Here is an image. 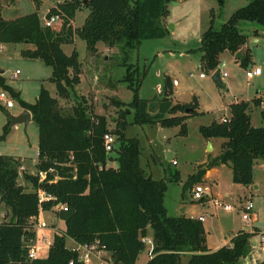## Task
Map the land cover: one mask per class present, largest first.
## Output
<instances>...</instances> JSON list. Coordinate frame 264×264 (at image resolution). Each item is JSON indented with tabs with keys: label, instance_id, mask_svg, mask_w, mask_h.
<instances>
[{
	"label": "trees",
	"instance_id": "1",
	"mask_svg": "<svg viewBox=\"0 0 264 264\" xmlns=\"http://www.w3.org/2000/svg\"><path fill=\"white\" fill-rule=\"evenodd\" d=\"M36 7L40 0H34ZM172 0H63L50 6L46 17L59 16L58 28L44 27L36 11L15 18L0 16V43H29L20 54L39 59L51 68L50 81L57 97L41 85L34 102H26L19 92L7 85L0 75V87L9 91L21 106L28 110L38 128L36 172H22L31 190L17 182L21 162L11 155L0 154V204L6 208L0 221V264H27V251L35 240L34 218L40 210H53L64 222L63 231H55L44 257L29 264H84L77 252L66 246V238L77 244L98 240L110 253L112 264H136L144 249L142 238L151 231L152 249L145 264H179L182 255L186 264H235L250 252L249 239L254 231L239 229L223 245L210 251L206 244L202 221L185 215L171 216L164 206L166 181L147 174L140 164L141 148L136 137H127L128 124H151L162 127L179 126V134H187L186 120L203 112L195 96L189 102L174 101L166 78L156 107L151 110L147 99L138 95L142 74L127 68L123 80L132 91L130 102L117 98L111 101L119 109L115 125L109 127L104 114L87 106L86 96L78 95L75 86L80 82L81 63L76 49L66 54L62 44L72 43L75 37L85 41L89 53L97 52L101 41L108 47L122 42L121 50L131 49L143 39L162 38L167 29L162 19L168 14ZM222 4L224 0H217ZM88 9L83 23L73 24L75 13ZM241 20L256 22L264 30V0H248L236 8L216 28L213 18L201 33L200 67L213 71L219 55L229 51L242 65L252 64L246 34L239 28ZM75 98L69 113H63L59 98ZM255 106L264 97L252 98ZM250 102L240 99L229 104V117L200 125L205 139L222 138L218 155L188 177L186 184L201 181L207 169L220 164L231 168V180L249 186L252 183L254 161L264 158V124L251 123ZM264 105V104H263ZM125 106L124 109H121ZM1 107V106H0ZM132 112V120L126 114ZM264 122V106L261 110ZM10 120L3 125L0 140L9 130ZM112 133L118 142L117 166L107 165L111 156L104 151L103 135ZM40 172L45 175L42 178ZM171 180H177V172ZM47 195L39 198V192ZM202 197L200 200H203ZM264 264V260L254 263Z\"/></svg>",
	"mask_w": 264,
	"mask_h": 264
},
{
	"label": "rangeland",
	"instance_id": "2",
	"mask_svg": "<svg viewBox=\"0 0 264 264\" xmlns=\"http://www.w3.org/2000/svg\"><path fill=\"white\" fill-rule=\"evenodd\" d=\"M60 1L63 0H40L39 6L36 7L34 0H0V16L8 18L33 11L41 14L46 8ZM224 1L222 4H219L217 0H187L182 3L170 1L168 8L172 16L179 22L175 26L170 22L164 37L143 39L136 47L128 50H121V42L113 46L110 51H104L108 46L99 41L97 43L98 53L91 54L86 48L85 41L79 37L73 43H64L61 46L66 54H70L73 49H76L84 73H82L81 81L76 85L75 92L78 95L79 93L85 94L87 106L95 113L104 114L107 117L110 129L114 127L120 109L112 103L111 99L117 98L126 103L132 99V91L127 87V82L123 80L128 67L135 69L138 75H143L138 95L147 99L151 110L156 107L157 100L161 96L166 75L175 79L179 84L177 87L175 86L180 91L179 100L190 101L193 96L196 97L198 109L203 113L192 117L186 123V135L178 133L179 126L162 127L134 123L126 126L125 135L136 137L139 140L140 164L144 171L153 178L165 179L167 187L163 203L167 214L171 216L204 214L205 220L202 221V224L205 228L206 243L211 249L221 246L225 241L228 242L232 234L242 227H246V230H253L254 234L249 239V254L240 258L235 264H254L264 260V244L260 241V235L264 233V158L254 161L252 183L248 187L232 182L231 169L227 165L213 166L206 180L192 185L186 184L188 177L203 166L200 163L211 160L220 150L217 143L221 141V138H216L214 148L211 149L199 132V126L209 124L214 118L221 116L225 111L222 110L223 106L234 96L249 100L257 91L264 94V38H261L260 42L254 46L253 62L247 66H242L236 58L230 57L229 53L219 55L217 68L226 72L222 79L226 85L225 89L219 88L213 81L212 70L205 71L196 66L198 57L201 55L197 52L199 50H194L190 55L182 51L183 42L188 46L198 44L196 40L201 34V29L204 28L201 27V24L204 26V23L212 17L215 27L219 28L220 24L226 20V16L232 12V8H235L236 2L243 0ZM245 1L247 4L248 0ZM194 10H196V17L199 18L198 23L191 13ZM87 13L88 9L86 8L78 10L73 18V24L81 25ZM243 23H253L257 28L262 29V26L256 22L241 20L238 23V28L244 33L249 32V29ZM23 46L24 43H0V70H2L0 75L4 78L5 83L18 91L19 97L26 102L35 101L40 83L49 90L51 96L57 97L55 86L50 81L51 68L39 59L23 57L20 54V49ZM222 61L224 64H221ZM250 66H259L262 73L251 79L247 78L246 70ZM16 70L18 73L14 78L12 76ZM95 72L98 76L96 92H94L97 98H94V95L89 92L88 85L93 81ZM201 72L204 73V77L199 76ZM159 87L160 90H157ZM0 92H3L13 103L10 108L3 107V103H0V119L3 118L7 122L9 115H18L24 109L19 101L10 95L9 91L0 87ZM58 100L65 114L71 111V106L75 103L73 96L69 99L59 98ZM124 108L125 106H122L121 109ZM262 109L254 104H252V108L250 107L248 112L252 125L264 124L261 117ZM126 119L132 120L131 111L126 114ZM17 125L18 130L13 131L12 125L9 124V130L0 140V153L13 150L11 147H15V145L8 141L10 139L17 140L18 136L22 135L20 141L15 142L17 144L15 153L32 158L35 156L33 141L37 142L38 138L37 124L32 120L26 125ZM2 133L3 127L0 131V134ZM27 140L31 145L27 144ZM7 142L8 144L5 145ZM117 147L118 142L116 141L114 149L108 153L111 159L107 161V165L117 166L115 160ZM26 164L30 167V160ZM175 172H177V180H171ZM196 185L205 188L203 197H208V200H195L191 197L192 189ZM24 187L31 189V184L25 181ZM210 195L217 198L219 204L214 203L213 199L209 200ZM248 199L253 203L252 210L255 218L253 221L249 220L245 223L241 218L239 206ZM226 203L232 206L230 210L223 208ZM205 204L208 205L207 210L203 209ZM0 208V221H2L7 210H4L6 208L3 204H0ZM43 218L44 224L47 225L52 221L53 213L45 212ZM52 226L55 227V231L60 230L56 224ZM52 232L51 230L46 232L48 240H51ZM38 235L43 236L44 234ZM144 237L151 238L148 234ZM66 245L71 247L75 244L67 237ZM149 247V244L145 243L144 249L138 256V264H142V261L147 257ZM186 261L187 256L182 255L179 264H186ZM107 262L112 264L111 260Z\"/></svg>",
	"mask_w": 264,
	"mask_h": 264
},
{
	"label": "crops",
	"instance_id": "3",
	"mask_svg": "<svg viewBox=\"0 0 264 264\" xmlns=\"http://www.w3.org/2000/svg\"><path fill=\"white\" fill-rule=\"evenodd\" d=\"M173 1H178L179 3H182V2H185V1H187V0H173ZM224 4H225V1H224ZM244 4H246V1L245 0H243V1H237L236 2V6H234L235 8H232L233 10H232V12L236 9V8H238V7H241V6H243ZM241 5V6H240ZM168 7H170L169 6V3L167 4V8ZM49 8V7H48ZM48 8H46L41 14H39V12H37L38 13V15L40 16V18L42 17H44V15H45V13H46V11L48 10ZM211 11V10H210ZM231 12V13H232ZM192 13V16L193 17H195V19H197V23H198V17H196V10H194L193 12H191ZM230 13V14H231ZM230 14H228V16L230 15ZM14 15V14H13ZM16 15V14H15ZM23 15V14H22ZM20 16V15H19ZM228 16H226L227 18H228ZM15 17H17V16H10V17H8V18H5V19H11V18H15ZM226 18V19H227ZM209 20L210 19H208V22H206V23H204V26L201 24V27H204V28H202L201 29V33L208 27V25H209ZM170 22H172L173 23V25L175 26L178 22H179V20L178 19H176V18H174L173 16H172V14H171V12H170V10H169V8H168V14L162 19V23H163V25L167 28V25L170 23ZM251 22V21H250ZM214 24V23H213ZM243 24H246L245 26L246 27H248V31L249 32H247V33H244L242 30V32L244 33V34H246V36H247V38H246V44L243 46L244 48H246V47H248L249 49H250V52H251V57H252V53H253V48H254V46L256 45V44H258L259 42H260V40H261V38H264V30H262V29H260V28H257L253 23H243ZM74 26H76V25H74ZM80 25H77L76 27H79ZM215 26V25H214ZM200 36H201V34H199V36H198V38H197V40H196V42L198 43L196 46H188V44H185V42H183L182 44L184 45V47H183V49H182V51H184V52H187V54L188 55H190L194 50H199L198 48H199V45H200ZM77 37H75L74 38V41H75V39H76ZM73 41V42H74ZM72 42V43H73ZM98 43V42H97ZM1 44H4V43H1ZM71 44V43H70ZM96 47H97V53H98V46H97V44H96ZM23 48H32V45L31 44H29V43H24V46H23ZM106 48V47H105ZM112 47H107L106 49H104V51H110V49H111ZM63 49V48H62ZM21 50V49H20ZM197 52H199V53H201V51L199 50V51H197ZM225 53H229L230 55V57H232V58H235V55H233V54H231L229 51H224V52H222L221 54H225ZM220 54V55H221ZM92 58H93V56H91ZM200 57H201V55L198 57V60H197V62H196V66H199L200 67V65H201V63H200ZM223 63H224V61H222ZM252 62H253V58H252ZM251 67V66H250ZM2 72V70H0V73ZM225 72V71H224ZM82 73H84V71H83V68L81 67V73H80V81H81V76H82ZM14 74V73H13ZM12 77H14V76H12ZM16 77V76H15ZM14 77V78H15ZM204 77V76H203ZM166 78H168L169 79V82H170V85H169V88L171 89V91H172V94H171V97H172V99L174 100V101H182V100H179L178 99V95H179V93H180V91L176 88L179 84L176 82V83H173V80H175V79H172L169 75H166L165 76V79ZM97 79H98V76H97V73L95 72V75L93 76V81L92 82H89L88 83V85H89V88H90V90H89V92L90 93H92L94 96V98H97V96L95 95V93L94 92H96V90H95V87H96V82H97ZM165 79H164V81H165ZM41 85H43L42 83H40V86ZM40 86H39V88H40ZM44 86V85H43ZM176 86V87H175ZM226 86V85H225ZM45 87V86H44ZM46 88V87H45ZM75 88H76V86H75ZM164 88V87H163ZM47 89V88H46ZM48 90V89H47ZM157 90H160V87L157 89ZM49 91V90H48ZM75 91H76V89H75ZM162 91H163V89H162ZM162 91H161V93H162ZM39 92V91H38ZM79 95H84V96H86L85 94H83V93H79ZM37 96H38V94H37ZM262 98V97H264V94H262L261 92H259V91H257L256 92V94L252 97V98ZM37 98V97H36ZM251 98V99H252ZM240 99H243V98H238V97H233V99L232 100H230L228 103H226L224 106H223V108H222V110H225L224 112H223V114L221 115V116H219L218 118H214L213 120H221L223 117H229V104L232 102V101H236V100H240ZM251 99H249V100H247V99H243V100H246V101H251ZM182 102H189V101H182ZM0 103H1V101H0ZM3 107H6L4 104L2 105ZM250 107L252 108V103L250 102ZM257 107H260V108H263V106L262 105H259V106H257ZM6 108H10V107H6ZM24 109V108H23ZM203 112V111H202ZM194 117V116H193ZM192 117H190V118H188L187 120H186V123L191 119ZM9 119V116H8V118H7V120ZM251 119V118H250ZM10 120V119H9ZM30 121H32V118L30 117V120L26 123V124H28ZM6 122H5V119H0V131H1V128L3 127V125L5 124ZM17 124H23V123H17ZM17 124H14V125H12V127H13V131H17L18 130V125ZM26 124H24V125H26ZM23 136L22 135H20V136H18V138H17V140L16 139H10L8 142L10 143V144H14L15 145V147H11L13 150H10V152H6V153H0V154H5V155H11V156H13V157H15V158H18L19 160H20V162H21V166H20V172H19V175H18V178H17V182L18 183H20V184H22L23 186H24V184H25V180L24 179H20L19 180V178L21 177L22 178V172H28V173H35L36 172V162H37V154H38V138H37V142L36 141H33V144H34V148H35V156L33 157L32 156V158H28V157H26L25 155H20V154H16L15 152V148H16V146H17V144L16 143H18L19 141H20V139L22 138ZM216 140V138H210V139H206V141H207V143L209 144L210 143V145H211V149L212 148H214V141ZM12 141H14V142H12ZM8 142L7 143H5V145L6 144H8ZM16 142V143H15ZM36 142V143H35ZM223 142V139L221 138V141L219 142V143H217L218 144V146H219V149H220V145H221V143ZM27 144L28 145H31V143L29 142V140H27ZM23 145H24V143H23ZM219 152H220V150H219ZM219 154V153H218ZM217 154V155H218ZM30 160V167L29 166H27V164H26V162H28ZM206 162H203V163H200V164H205ZM221 165H227L229 168H230V166L228 165V164H220V165H216V166H221ZM213 167V166H212ZM210 169H212V168H209V169H207V171L205 172V174H204V176L201 178V181H203V180H206V178H208V175H209V173H210ZM231 169V168H230ZM26 184H28V183H26ZM248 187V186H247ZM26 190H31V189H26ZM204 198V197H203ZM213 198H215V197H213L212 195H210V197H209V200H211V199H213ZM204 201L205 200H208V197L206 198H204L203 199ZM1 209V208H0ZM203 209L204 210H207L208 209V205L207 204H205L204 206H203ZM4 210H6V209H4ZM49 211H51L52 213H53V218L51 219L52 221L50 222V223H48L47 225L46 224H44V222H43V213H45V212H49ZM182 215H185V214H182ZM186 216V215H185ZM199 216H202L203 217V220H201V221H204L205 220V215L204 214H198V215H189V217H192V218H197L198 219V217ZM40 221V222H39ZM253 221V220H252ZM53 224H56L57 225V227L60 229L59 231H63L64 229H65V225H64V222L62 221V220H60V219H58L57 217H56V215H55V213H54V211L53 210H40L39 211V213H38V215L34 218V230H35V236L37 235V234H44L46 237H47V239H48V235H47V233L46 232H49V230H51V231H53L52 232V234L51 235H53V233L55 232V227H53L52 225ZM42 225H44V226H42ZM39 226H42V227H39ZM205 229V228H204ZM241 229H244L243 227L241 228ZM246 230V229H245ZM238 231V230H237ZM236 231V232H237ZM247 231H250V230H247ZM39 232H41V233H39ZM236 232H234V234L236 233ZM234 234H232V236L234 235ZM148 235L151 237V232H150V230L148 231ZM231 236V237H232ZM51 239H52V237H51ZM231 239V238H230ZM230 239H229V241L228 242H224L221 246H223V245H231V241H230ZM72 240V239H71ZM51 241V240H50ZM72 242L75 244L74 246H71V247H69V246H67L68 248H73V247H75L76 245H77V243L76 242H74L73 240H72ZM65 244H66V240H65ZM207 244V243H206ZM221 246H219V247H221ZM207 247H208V249L210 250V251H213V250H216L217 248H219V247H217V248H215V249H211L208 245H207ZM46 253H47V250L42 254V257H44L45 255H46ZM139 256V255H138ZM138 256H137V259H136V264H138ZM149 253H148V255H147V257L142 261V264H145L146 263V261H147V259L149 258ZM95 261H97L98 262V264H109L107 261H110V253L108 252V251H106V250H104L103 252H102V257L100 258V259H94Z\"/></svg>",
	"mask_w": 264,
	"mask_h": 264
},
{
	"label": "built area",
	"instance_id": "4",
	"mask_svg": "<svg viewBox=\"0 0 264 264\" xmlns=\"http://www.w3.org/2000/svg\"><path fill=\"white\" fill-rule=\"evenodd\" d=\"M42 24L44 27H49V28H56L57 25H59V16L56 14L50 15L48 17L44 16L42 18ZM221 64H224L223 62H221ZM215 70H213L214 72ZM212 72V73H213ZM18 73V70L15 71V73L13 74V76L15 77L16 74ZM262 73V70L259 66H255V67H249L248 70H246V76L247 78H252L255 75H259ZM226 72L224 71H220V76L223 79V77H225ZM200 77L204 76V73H199ZM173 83H176V80H173ZM0 101L6 106V107H11L13 105L12 100L7 98L3 92H0ZM264 103L262 102L261 105H263ZM116 142V138L115 136L110 133V132H106L103 135V147H104V151L106 153H109L110 151H112L114 149V144ZM45 175L44 172H40V176L43 178ZM203 191H205V188L196 185L193 187L192 192H191V197L195 200H200L203 197ZM39 198L40 199H46L47 195L44 192H39ZM213 202L219 204V201L217 198H213ZM223 208L225 210H230L232 208V206L228 203L223 205ZM253 203L250 199H248L247 201H245L244 204H241L239 206V210H241V218L243 219V221L246 223L249 220H254L255 218V214L253 212ZM199 220H203L202 216L198 217ZM44 226V225H42ZM39 226V227H42ZM244 229H246V227H244ZM253 231V230H250ZM142 241L146 244H149V255L152 249V241L151 238L148 237H143ZM260 241L264 244V233L260 235ZM50 240L47 239V237L45 235H36L35 236V240L34 242L30 245V247L28 248L27 251V264H29V262L35 258L38 257H42V254L48 249V246L50 244ZM73 249L74 251L77 252V257L78 260L81 261L84 264H98L97 261H95L94 259H100L102 257V252L105 250L104 246L100 245L98 240H95L91 243L88 244H77L75 247L70 248ZM20 264V263H19ZM69 264H72V261L69 262Z\"/></svg>",
	"mask_w": 264,
	"mask_h": 264
},
{
	"label": "water",
	"instance_id": "5",
	"mask_svg": "<svg viewBox=\"0 0 264 264\" xmlns=\"http://www.w3.org/2000/svg\"><path fill=\"white\" fill-rule=\"evenodd\" d=\"M84 3H86V0H83ZM235 58H242V53L240 51L236 52ZM213 81L217 84V86L221 89H225V84L222 81V78L220 76V69L216 68L215 71L211 75ZM31 114L28 110L24 109L20 114L18 115H9L10 119V125H14L17 123H23L26 124L30 120ZM209 147H211L209 143Z\"/></svg>",
	"mask_w": 264,
	"mask_h": 264
}]
</instances>
